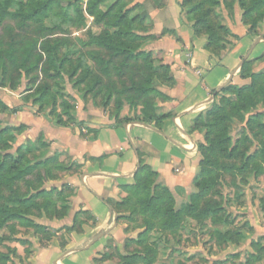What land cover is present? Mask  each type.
<instances>
[{"label": "rangeland", "instance_id": "374dc122", "mask_svg": "<svg viewBox=\"0 0 264 264\" xmlns=\"http://www.w3.org/2000/svg\"><path fill=\"white\" fill-rule=\"evenodd\" d=\"M68 1H71L81 8L84 12V20L79 21L76 6L68 9L71 18L64 19L61 16L62 8L56 5L43 23L44 27L54 29L55 31L49 38L58 37L65 40L66 44L62 48V54L69 60L65 64L66 81L55 83L54 80L47 79L41 72H38V82L33 84L29 82V84H26V87L25 84L23 86H17L16 88H11L10 83H5L3 87L0 84V133L8 125L13 126V131H10L9 135L1 138L0 154L3 155L6 153L5 151L8 150V145H10L13 148L11 153L16 156L20 153H17V149L20 148L21 152L24 153L30 162L53 160L56 155L59 156V162L51 165V168L53 166L51 177L46 176V168L43 167L36 173L28 176L27 180L32 182L35 188L32 191L44 189L49 192L51 198H48L49 200H38L39 203H37L43 205L41 209L32 207L31 203H25L26 208L23 211L27 217L26 220H15L0 231V264H33L36 253L40 249L48 248L55 239H58L59 243L65 244L68 240V233H70L68 230L73 228L71 225L58 226L55 224V221H63L66 218L67 212H70L69 203L71 202L70 198L73 195V191L64 181L68 175L78 171L79 167L75 168L69 157L68 159L64 158V156L62 157L61 152L58 151L47 135L37 132L39 121L46 120L47 118L50 121L52 120L56 127L77 128L80 124L78 122L80 120V114L84 112L83 110L87 111L88 106L91 105L100 109L115 123H126L134 121L135 116L141 114L143 108L142 105H139L135 111L123 95H116L115 93L113 96H109L110 93H113L110 82L114 81V83H117L118 80L116 77L109 78L110 80L104 78L107 85L103 93H99L96 96L88 92L89 88L91 89L95 84L96 77L102 72L99 70L100 66L88 55L90 50L96 48L88 47L86 44L90 42L91 35H100L104 31L113 32L114 29H110L104 24H98L96 17L87 13L89 0ZM128 1L125 0L123 3L125 4ZM184 1H182V4ZM208 1L194 0L192 4H187L185 8L181 5L183 16L186 17L187 21L192 23V26L195 24V14L191 13V7L201 2H205V4H202L203 13L208 10L212 11V14L208 16V21L211 23L229 27L227 18L231 21L234 20L238 10L241 13V23L244 25L242 22L244 10L240 5H236L233 12H231L228 8L231 0H222L224 2L227 1L225 3H227L228 7L225 6L224 2H222L221 6H213ZM114 2L115 0H108L105 5L101 6V9L107 11ZM135 4L130 3L129 7H133ZM138 12L139 9L133 12L130 17L132 18L135 15L142 14ZM253 17L257 20L256 27L252 30V25L244 26L248 28L250 34L264 40V8L263 16L258 15L257 12ZM148 21L149 19H146L147 24H149ZM2 28L3 26H0V34L2 33ZM44 35L46 33L42 32L39 37H43ZM198 37H203L206 39V43L208 42V36L205 33ZM229 41L232 49L238 42V39L229 37ZM148 42L141 43V48L146 50V44ZM228 50L224 51L221 57ZM221 57L217 58L219 59ZM159 61L155 57V65L162 64ZM246 61H254V64L250 67V76H246L247 78H241L240 76L244 82L240 85L234 84L236 86H247L252 83L253 78L251 75L260 72L264 73V69H260L261 64L264 63V54L261 58L245 60L244 63ZM74 66L78 67L76 73L72 69ZM87 68L90 70L91 76L87 79L88 82L82 83V76ZM72 72L74 76L68 78ZM0 81H2L1 72ZM258 81L257 85L264 83L263 79ZM40 83L52 85L51 91L55 93L54 96L57 98L56 104L53 102L45 105L35 103L32 95ZM166 88L168 87L163 89L165 90ZM220 97L217 99L218 102H220ZM227 97L235 103V97L233 98L230 94ZM63 100L68 101L72 107L71 114L73 120H70L68 116L62 114L64 110V107L61 105ZM153 101L160 108V113H166V106L171 100L170 98L166 100L164 97H155ZM4 104L10 110L19 107V105L24 106V108L22 112L16 114H3ZM255 108L252 112L256 113L260 111L263 113L264 104L259 102ZM226 111L229 114L234 113L233 105L226 106ZM60 115H62L63 125L58 123ZM226 123L228 135L232 139V147L239 146L236 152L238 156L234 160L221 161L228 165H234L235 170L223 171L219 174L218 184L206 199L199 202V209L196 215H199L208 206H219L221 210L215 214V217L227 219L230 224L214 223L212 220L214 217L213 213L207 217L203 216L202 219L186 216L182 220L181 226L170 231V229L163 228V224L172 221L168 216H159L153 219L149 215H142L140 213L132 214L135 201V199H132L130 204L121 208V213H117L120 217H126L122 218V224L126 227L128 237L121 246L111 248V251L107 254L108 256H102V259L98 263L126 264L127 257L131 256L133 251L139 250L141 253L144 252L143 254H148V257H155L152 264H264V252L258 251L259 248L264 249V236L256 240H251L248 243V237L258 229V226L252 224L253 218L258 216L261 224L264 225V113L261 119L252 122L249 127L245 125V122L241 121L238 115H234ZM206 132L207 129L193 130V126L191 129L192 134L196 133L197 135H201L195 147L197 155L200 157V162L199 144L204 142ZM244 163H247L249 166H247L248 168L246 170L240 171L239 168ZM199 171L200 165L198 173ZM195 177L188 190H174L168 187L174 197V208L176 210H179L182 206L195 204L192 198L198 192L194 185ZM27 180L17 182V195H11L6 191L4 193V200L10 198L18 200L22 199V197L29 199L31 193L30 189H27ZM157 183L163 187H167L158 181ZM125 193L126 197L127 192ZM20 194H24V196L20 197ZM50 202L54 205H49ZM4 204L9 205L6 201H4ZM163 208H167V204ZM58 212L64 215L61 217ZM53 222L55 223L53 224ZM57 234H63V236L59 237ZM141 234H146L147 245L155 247V253H145L144 247H138L136 245L135 241L140 238ZM127 241H134V243L132 242L126 248L125 243ZM245 244L251 246L254 254H249L248 252L235 254L229 251L233 246L242 247ZM254 255L260 257V259L255 260L253 258L251 260L250 258ZM1 256L5 258H1ZM134 264L145 263L138 261Z\"/></svg>", "mask_w": 264, "mask_h": 264}, {"label": "trees", "instance_id": "16d2710c", "mask_svg": "<svg viewBox=\"0 0 264 264\" xmlns=\"http://www.w3.org/2000/svg\"><path fill=\"white\" fill-rule=\"evenodd\" d=\"M107 1L89 0L88 2L87 13L96 17L98 24H104L106 27L114 29L113 32L104 31L100 35H91L90 42L86 44L88 47L96 48L90 50L88 55L100 66L99 70L102 72L96 77L95 84L91 89L89 88L88 92L96 96L103 93L107 85L104 78L116 77L117 83L110 82L113 93H110L109 96L111 97L115 93L116 95H123L135 111L139 105H142L141 114L136 115L134 121L144 124L154 123L158 128H161L165 120L171 117V114L160 113V108L153 99L155 97L169 99L163 88L173 86L172 70L169 65H155L154 54L141 48V43L156 40L161 36L151 33L150 26L146 23L147 15L141 14L130 17L133 12L141 7L139 3L129 7L130 3H135L134 0H129L125 4L123 3L125 0H115L107 11L102 10L101 6L105 5ZM193 2L194 0H185L182 6L185 8L187 4ZM208 2L213 6H221L224 1L209 0ZM202 4H205V2L191 7V13L195 14L194 33L196 36L205 33L208 36L206 50L211 55L221 57L224 51L232 47L229 37L238 40L239 37L233 34L229 27L215 25L208 21V16L212 14V11L208 10L203 13ZM56 5L62 8L61 16L64 19L71 18L68 9L76 6L79 21L84 20V12L81 8L68 0H0V26H3L0 34V72L2 75L0 84L2 87L5 86V83H10L11 88L23 86L24 84L26 87L29 82L31 84L36 83L39 78L38 72H41L47 79L54 80L55 83L66 81L65 64L69 60L62 54V48L66 44L65 40L58 37L49 38L55 31L43 26L45 19L49 17ZM236 5H240L244 10L242 19L244 25H252L251 29L253 30L257 25V20L253 15L258 12V15L263 16L264 0H231L229 7L225 3V6L231 12H233ZM42 32H45L46 35L39 37ZM166 33L167 31H164L163 34ZM253 62L246 61L243 64L240 71L241 78L250 76V67L254 64ZM72 69L76 73L78 67L74 66ZM73 76L72 72L68 78ZM90 76V70L87 68L81 82H88L87 79ZM251 76L253 78L252 83L247 86L239 87L229 84L222 91L216 93V99L212 107L197 117L194 122L193 130L207 129L204 142L199 144L200 171L194 179V185L198 192L192 197L195 204L182 206L179 210H176L174 208L175 200L169 188L159 185L157 183L158 174L144 165L136 175L135 184L124 187L127 196L116 204L117 213H121V208L130 204L132 199H135L132 214L149 215L153 219L159 216H168L172 221L163 224V228L170 229V231L181 226L182 220L186 216L202 219L203 216L207 217L213 213L212 220L214 223L230 224L227 219L215 217V214L221 210L219 206H208L199 215H196V213L199 209V202L206 199L218 184L219 174L223 171L235 170L234 165H228L221 161L234 160L238 156L236 152L239 146L232 147V139L228 135L226 122L234 115H238L241 121L249 127L252 122L261 119L264 113V111H262L263 113L260 111L252 112L259 102L264 104V83L257 85L258 80H264V73L260 72ZM51 90L52 85L46 83L37 85L32 95L35 103L45 105L53 102L56 104L57 98ZM226 94L235 97V103L232 99H228ZM219 97L220 102L217 101ZM61 105L64 107L62 114L73 120L72 107L68 101L63 100ZM228 105H233L234 113L229 114L226 111ZM23 108L24 106H19L10 110L4 104L2 111H4L3 114L9 113L12 115L22 112ZM58 123L63 125L62 115H60ZM10 131H13L12 125H8L1 131L0 141L3 136L9 135ZM12 149V146L8 145V152L5 151L6 153L3 155L0 154V231L15 220H26L27 217L23 211L26 208L25 203H31L32 207L41 209L43 205H39L38 200L51 198L49 192L44 189L32 191V189H35L34 185L27 178L36 173L41 167L46 168V176L51 177L53 169L51 165L59 162L58 155L53 160L30 162L20 148L17 149V153H20L16 156L11 153ZM244 164L239 168L240 171L248 168L249 165L246 163L244 166ZM22 180H27V189H30L31 193L30 198L24 199L22 197L24 194H20L19 196L22 199L10 198L4 200L6 191L11 195H17L18 188L16 185L18 181ZM4 201L8 202L9 205H5ZM51 204L50 202L49 205ZM166 204L167 208H163ZM58 214L61 217L64 215L60 212ZM77 217L74 218L76 224L78 223ZM122 218L126 217H120V219ZM75 228L76 226L68 232ZM132 242L134 243V241H127L125 247L127 248ZM135 242L138 247L145 248V253H155L156 251L155 247L147 245L146 234H141ZM258 251L264 252V249L259 248ZM143 253L139 250L133 251L131 256L127 257L128 262L126 261V264H134L138 261L152 264L155 257H148V254ZM106 256L108 255H104V257ZM254 256L250 259H260V257ZM1 258L5 257L1 256Z\"/></svg>", "mask_w": 264, "mask_h": 264}, {"label": "crops", "instance_id": "0c3cea01", "mask_svg": "<svg viewBox=\"0 0 264 264\" xmlns=\"http://www.w3.org/2000/svg\"><path fill=\"white\" fill-rule=\"evenodd\" d=\"M134 1L141 6L138 13L147 15L151 33L161 36L149 41L146 50L171 66L174 84L165 89L171 100L166 113L171 117L161 128L136 121L115 123L90 105L79 112L77 128L56 127L47 118L39 121L37 132L47 135L62 157H69L79 170L64 181L73 191L70 212L63 221L53 222L76 228L68 233L65 244L55 239L40 249L33 264H100L111 248L121 246L128 236L115 206L126 195L124 187L135 184L144 165L158 174L159 183L188 190L200 165L195 147L201 135L191 133L194 120L212 106L216 93L229 84L244 82L240 71L245 60L264 54V40L248 32L238 10L234 20H227L239 40L218 59L206 50V39L195 36L192 23L183 16V0ZM252 224L258 229L248 243L264 236L258 216ZM229 251L254 254L249 244Z\"/></svg>", "mask_w": 264, "mask_h": 264}]
</instances>
